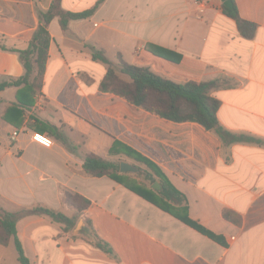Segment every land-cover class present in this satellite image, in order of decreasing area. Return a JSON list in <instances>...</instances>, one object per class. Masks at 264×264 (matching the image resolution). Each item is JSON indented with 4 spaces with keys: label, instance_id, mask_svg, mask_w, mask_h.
Instances as JSON below:
<instances>
[{
    "label": "crops",
    "instance_id": "0c3cea01",
    "mask_svg": "<svg viewBox=\"0 0 264 264\" xmlns=\"http://www.w3.org/2000/svg\"><path fill=\"white\" fill-rule=\"evenodd\" d=\"M233 1L254 25L246 34L222 0H60L65 11H93L66 28L52 18L38 91L0 90V206L24 212L16 232L30 264H264V0ZM51 2L0 0V83L24 73L18 51ZM149 44L181 58L159 57ZM94 48L113 66L122 60L177 83L217 80V119L236 139L224 142L197 122L159 117L102 90L108 64L93 59ZM17 93L31 97L28 108L13 105ZM35 131L53 145L32 141ZM114 141L155 162L186 196L187 215L219 240L107 175L86 174L89 152L131 164L109 152ZM66 191L89 200L74 225L28 212L41 206L71 217ZM13 247L0 244V264H20Z\"/></svg>",
    "mask_w": 264,
    "mask_h": 264
},
{
    "label": "trees",
    "instance_id": "16d2710c",
    "mask_svg": "<svg viewBox=\"0 0 264 264\" xmlns=\"http://www.w3.org/2000/svg\"><path fill=\"white\" fill-rule=\"evenodd\" d=\"M223 1L221 4L223 13L233 18L239 29L246 34L244 29L247 26L253 27V23L245 21L239 16L233 0L231 8L226 7ZM92 11L93 9L77 13L65 11L61 7L60 0H52L49 8L45 11L39 10V24L33 32L27 48L18 51L24 73L19 78L1 82L0 90L6 86L14 85L25 88L23 95L32 96L34 92L38 91L42 84L50 43L47 26L52 18L57 16L61 27L66 28L69 19L88 16ZM147 47L153 54L171 61L177 62L181 58L180 53L164 47L150 44ZM92 57L108 64L107 72L101 81L102 90L114 92L137 107L159 117L177 122H197L205 129L215 132L224 142H231L236 139V136L225 130L217 119L216 114L220 101L211 95V91L219 86L217 80L177 83L153 73L146 67L128 64L122 60H119V63L115 65L119 71V73H116L115 66L109 63L103 54L95 48L92 49ZM118 74L123 75L125 78H121ZM31 103V97L29 101H24L22 100V94L17 93L13 105L23 109L28 108ZM54 133L57 139L61 138L57 129H54ZM109 152L126 156L131 161V165L137 169L134 175L139 177L140 181L129 179L127 172L121 173L119 171L120 160L114 162L92 152L87 153L84 157V172L92 176H109L202 234L214 240H219L213 232L187 215L186 196L171 183L155 162L119 141L112 143ZM154 182H158L160 185L159 190L151 187ZM64 201L76 209L71 217L41 206H35L28 212L44 214L55 222L72 226L78 220L81 211L89 205V200L77 193L66 191ZM23 213L11 212L0 206V244L7 245L12 241L19 263L30 264L16 232V222ZM95 245L103 250L110 251L108 244L98 238Z\"/></svg>",
    "mask_w": 264,
    "mask_h": 264
},
{
    "label": "water",
    "instance_id": "95a60500",
    "mask_svg": "<svg viewBox=\"0 0 264 264\" xmlns=\"http://www.w3.org/2000/svg\"><path fill=\"white\" fill-rule=\"evenodd\" d=\"M223 4L226 7L231 8L232 7V0H224ZM136 170L137 169L135 168V166L131 165L127 161H120V163H119V171L120 172H136ZM151 187L154 189H158V190L160 189V185L158 184V182L152 183ZM82 224H83V220L79 219V221L76 224L75 231H78L81 228Z\"/></svg>",
    "mask_w": 264,
    "mask_h": 264
},
{
    "label": "built area",
    "instance_id": "2783aa9c",
    "mask_svg": "<svg viewBox=\"0 0 264 264\" xmlns=\"http://www.w3.org/2000/svg\"><path fill=\"white\" fill-rule=\"evenodd\" d=\"M197 2L198 3L203 2V0H197ZM16 135H17V130H14L12 132V138H15ZM31 140L47 148L53 145V140L43 132H38V131L32 132Z\"/></svg>",
    "mask_w": 264,
    "mask_h": 264
},
{
    "label": "rangeland",
    "instance_id": "374dc122",
    "mask_svg": "<svg viewBox=\"0 0 264 264\" xmlns=\"http://www.w3.org/2000/svg\"><path fill=\"white\" fill-rule=\"evenodd\" d=\"M114 66H115V65H114ZM115 67H116V66H115ZM115 67H114L115 72H116V73H119V71H118V67H116V68H115ZM118 75H119L121 78H125V77H124L123 75H121V74H118ZM110 158L112 159V156H111V155H110ZM13 248H14V250H15V247H13ZM15 253H16V250H15Z\"/></svg>",
    "mask_w": 264,
    "mask_h": 264
}]
</instances>
